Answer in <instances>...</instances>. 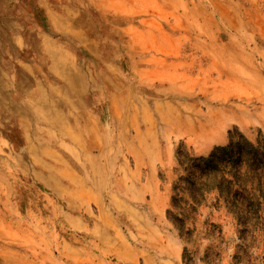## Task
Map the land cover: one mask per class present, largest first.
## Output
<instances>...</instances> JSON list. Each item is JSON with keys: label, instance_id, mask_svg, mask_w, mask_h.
Listing matches in <instances>:
<instances>
[{"label": "rangeland", "instance_id": "1", "mask_svg": "<svg viewBox=\"0 0 264 264\" xmlns=\"http://www.w3.org/2000/svg\"><path fill=\"white\" fill-rule=\"evenodd\" d=\"M21 28L29 74L0 105V264H264V215L242 225L212 193L182 237L170 220L192 161L230 136L264 144V0H0L8 73ZM87 77L85 100L34 106L36 80L68 91Z\"/></svg>", "mask_w": 264, "mask_h": 264}, {"label": "trees", "instance_id": "2", "mask_svg": "<svg viewBox=\"0 0 264 264\" xmlns=\"http://www.w3.org/2000/svg\"><path fill=\"white\" fill-rule=\"evenodd\" d=\"M186 171L189 175L180 178L173 190L172 206L178 217L170 218L181 237L191 216L212 193L242 225L264 215V144L253 145L230 136L228 146L192 161ZM183 194L188 195V201L180 197Z\"/></svg>", "mask_w": 264, "mask_h": 264}, {"label": "crops", "instance_id": "3", "mask_svg": "<svg viewBox=\"0 0 264 264\" xmlns=\"http://www.w3.org/2000/svg\"><path fill=\"white\" fill-rule=\"evenodd\" d=\"M40 6H41V9H42V11L44 12V14L46 16V20L45 21H47L49 27H51L53 25L52 19L57 20V24L60 22V17H59L58 14L54 13L53 11H51L44 4H42V5L40 4ZM65 9H66V11H65L66 14L67 13H72V11L70 9H68V8H65ZM40 14H42V12ZM30 20H31V22L33 24V18L32 17H30ZM45 21H42V23H41L43 27L46 25V23H45V25L43 24V22H45ZM18 25H20V23H18ZM34 26H36V30H38L39 26L38 25H34ZM19 27H21V25ZM78 31H81V32L85 31V34H84L82 40L83 41L86 40V41H84V43L82 41V45L84 44L83 46L87 45V43L90 42V40H93L92 37H89V35H87V31H86L85 28H79ZM17 33L18 34H16L17 35L16 36V40H18V41H19V39L22 40V34H23L22 28ZM38 37L41 39L40 46L42 45L45 50H50L51 49L53 51L56 50V51H60V52L63 53V57H64L63 60L65 62L67 70L71 71L70 73L75 72V73H73L74 76H83V78L86 77L87 74L84 73V72H81L80 70H78V66L77 67L70 66V65L76 63V58L73 57V54H72L71 50L66 49L63 46H58V47L53 46L52 45L53 43H52V41H50L48 34H46L43 31L38 32ZM45 39L49 40L50 43L46 44ZM93 45L90 47L91 49L95 48L94 47L95 45L94 46ZM3 47H5V46H3ZM14 50L17 51L18 54H20V57L17 60V62H18L17 64L20 66L19 70H18L19 72L17 73L16 71H14V72H9L8 73V72L2 70V67L0 65V105L2 103H5L4 101L7 98V93L5 94L4 92H6V91H10L11 95H19V97H22V86H21L20 83H17V81L21 80L22 77H23V75H21V71L20 70H25L26 73L28 72L27 74H29V71H27V70H29L28 66L24 62L23 56L21 55L22 53H24V54L26 53L27 54L28 51L31 52L30 47H29L28 43L26 42V40L23 39L22 42L21 41L18 42V47H15ZM2 53H4V56H7L8 51H6V49H3ZM85 79L86 80H83V79L81 80L82 84L80 85V87H82V88H79V90L76 89V90H68V91H63L62 89H60L59 88V83H57V82H52L51 89H48L47 87H43V85L40 87V89H38V84L42 83V82H39L38 80H36L35 81L36 84H37V87L35 88L36 92L32 93V96L34 98H36V104L34 106L38 105V101H40L39 98L37 99L38 93H41V95H40L41 97H44V96L47 95L48 99H50V97H52V95L53 96L55 95V96H58V97L59 96L63 97L66 101L73 103V101L71 100V97L75 96L80 101L81 99L78 97V92L82 91L81 93L84 94L85 97H86L87 92H88V85H89L88 81L90 79L88 77L85 78ZM82 85L84 87H87V88L84 89ZM44 88H47V93L48 94L43 92ZM83 100H85V99H82L81 101H83ZM41 103H44L43 100H42ZM47 104H50V103H47ZM55 107H57V106H55ZM12 111H14V112L18 111V112H20V115H21L22 108L21 107L13 108Z\"/></svg>", "mask_w": 264, "mask_h": 264}, {"label": "bare ground", "instance_id": "4", "mask_svg": "<svg viewBox=\"0 0 264 264\" xmlns=\"http://www.w3.org/2000/svg\"><path fill=\"white\" fill-rule=\"evenodd\" d=\"M219 107V106H218ZM235 109V108H234ZM213 111V110H212ZM212 111H211V113L209 114V119H208V121L205 123V126H207V125H211L212 124V122H214V121H216V119H213V121H212V117L215 115V114H212ZM230 111H232V110H230ZM226 111H225V109L224 108H220V109H218L217 110V113L216 114H219V115H224V113H225ZM242 115V114H241ZM254 115V114H253ZM232 116H234V114H232ZM211 118V119H210ZM260 119V118H259ZM201 133V132H200Z\"/></svg>", "mask_w": 264, "mask_h": 264}]
</instances>
